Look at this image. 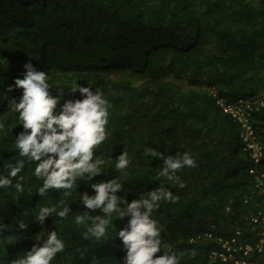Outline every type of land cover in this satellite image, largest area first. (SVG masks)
<instances>
[{
    "label": "trees",
    "instance_id": "obj_1",
    "mask_svg": "<svg viewBox=\"0 0 264 264\" xmlns=\"http://www.w3.org/2000/svg\"><path fill=\"white\" fill-rule=\"evenodd\" d=\"M27 62L48 73L53 95L63 91L61 103L81 98L69 93L73 79L102 89L111 103L109 135L94 149V158L105 162L103 174L78 180L71 196L51 189L40 197L42 181L27 170L23 193L0 189L7 225L0 264L54 229L65 250L52 264H120L125 253L115 232L127 217H114L100 240L84 239L86 226L75 224L84 211L81 192L91 195V183L113 178L129 202L161 182L177 197L162 201L153 218L179 264H235L211 260L210 252L221 249L218 237L256 243L264 230V159L255 163L244 151L239 124L216 106L210 89L231 102L264 96V0H0V171L19 158L12 141L22 130L7 107L22 90L4 91L23 78ZM253 120L264 141V109ZM146 147L165 156L191 152L196 167L178 172L184 187L157 178L163 160L146 156ZM124 151L131 163L118 171L114 158ZM38 203L72 211L40 225L33 222ZM20 219L29 223L26 231L17 229ZM205 233L214 237L192 241ZM247 264H264V252H253Z\"/></svg>",
    "mask_w": 264,
    "mask_h": 264
},
{
    "label": "clouds",
    "instance_id": "obj_2",
    "mask_svg": "<svg viewBox=\"0 0 264 264\" xmlns=\"http://www.w3.org/2000/svg\"><path fill=\"white\" fill-rule=\"evenodd\" d=\"M23 67V78H15L14 83L4 91L8 94L15 89L22 90L18 99L8 98L7 103L9 110L17 114L18 125L22 126V130L12 141V147L19 158L3 165V170L0 171V189L14 188L17 193H23L27 170L42 181L36 188V194L40 197L45 196L51 189L64 190V196H71L72 191L78 187V180L87 177L92 181L96 176L103 174L101 169L105 162L94 158V149L108 138L106 126L109 123L111 103L102 89L83 86L76 79L71 81L69 93L78 92L81 98L67 99L61 103L64 98L63 91L60 95L52 94L46 71L37 70L31 62L25 63ZM213 90L217 89H210V95L215 100ZM223 98L228 100L227 97ZM252 100L259 103L264 101V96ZM215 104L220 109L216 100ZM262 109L264 106H259L254 112L252 123L264 149V141L258 132L259 127L253 120L255 113ZM4 128L5 124L0 122V131ZM239 137L244 151L251 156L240 136V124ZM145 155L163 160V166L157 173L158 179L175 182L180 187H184V184L178 172L185 167H196L190 151H185L182 155L165 156L157 149L146 147ZM114 159L115 169L118 171L127 169L131 163L126 151ZM252 160L254 161L253 158ZM33 164L34 170L31 167ZM90 187L93 194L81 192L79 198L84 211L75 215V224L86 226L84 239L105 238L114 217L116 220L127 217L126 226L115 232V237L121 241L122 251L125 253L120 264H179L177 253L162 242L161 228L153 218L154 211L160 207L162 201L175 203L177 199L163 182L158 188L143 192L138 199L131 202L126 196L117 194L123 191V185L117 178L91 183ZM37 209L33 222L40 225H44L53 213L65 219L72 211L70 206L60 204L41 206L38 203ZM97 210L99 214H96ZM17 225L19 231L29 228V223H25L23 219H20ZM6 228L7 225L0 219V248L7 246V237L3 235ZM45 231L46 236H37V243L30 250L23 252V255H17L15 259L8 261V264H52L57 254L64 252L65 241L59 237L57 229ZM209 234L212 236L209 237ZM213 237V233L199 234L193 237L192 241H208ZM161 250L163 255L157 256Z\"/></svg>",
    "mask_w": 264,
    "mask_h": 264
},
{
    "label": "built area",
    "instance_id": "obj_3",
    "mask_svg": "<svg viewBox=\"0 0 264 264\" xmlns=\"http://www.w3.org/2000/svg\"><path fill=\"white\" fill-rule=\"evenodd\" d=\"M213 96L220 109L240 124V136L244 147L250 151L254 161L259 163L264 158V149L258 140L252 118L258 107L264 106V101L258 103L250 98H239L230 102L226 98L220 97L215 90H213ZM250 172L254 173L255 171L251 169ZM258 220V217L252 218L253 222H258ZM237 234L239 235V231ZM211 236L209 234V237ZM216 240L220 243L221 249L211 252L210 256L212 259H220L222 261L232 260L235 264H247V258L253 252H264V230L260 232L256 243H251L239 236H233L232 238L218 237Z\"/></svg>",
    "mask_w": 264,
    "mask_h": 264
},
{
    "label": "rangeland",
    "instance_id": "obj_4",
    "mask_svg": "<svg viewBox=\"0 0 264 264\" xmlns=\"http://www.w3.org/2000/svg\"><path fill=\"white\" fill-rule=\"evenodd\" d=\"M186 87H188L187 85H185Z\"/></svg>",
    "mask_w": 264,
    "mask_h": 264
}]
</instances>
